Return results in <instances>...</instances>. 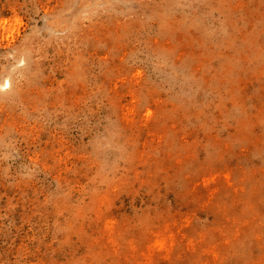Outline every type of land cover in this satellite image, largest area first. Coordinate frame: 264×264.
Returning a JSON list of instances; mask_svg holds the SVG:
<instances>
[{
  "label": "rangeland",
  "instance_id": "obj_1",
  "mask_svg": "<svg viewBox=\"0 0 264 264\" xmlns=\"http://www.w3.org/2000/svg\"><path fill=\"white\" fill-rule=\"evenodd\" d=\"M0 264H264V0H0Z\"/></svg>",
  "mask_w": 264,
  "mask_h": 264
}]
</instances>
